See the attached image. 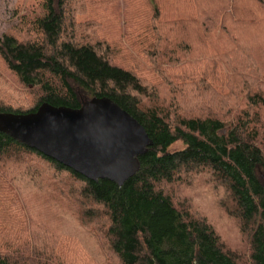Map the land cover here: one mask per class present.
Instances as JSON below:
<instances>
[{
	"label": "trees",
	"instance_id": "16d2710c",
	"mask_svg": "<svg viewBox=\"0 0 264 264\" xmlns=\"http://www.w3.org/2000/svg\"><path fill=\"white\" fill-rule=\"evenodd\" d=\"M89 1L38 0L36 6L15 9L16 27L0 33V62L16 85L10 83V93L0 95V113L36 112L44 103L77 109L95 97H109L144 126L153 145L139 157L138 172L120 186L92 181L0 131V206L7 220H1L0 234L13 232L10 240H0V264H62L59 250L72 238L97 251L88 264H264V88L251 86L236 96L233 85L231 96L203 74L180 83L168 71L157 83L161 67L136 68L128 49L135 38L144 44L163 40L169 23L197 26L206 43L210 37L234 38L228 22L247 21L238 16L237 0H189L193 13L174 12L169 18L157 10L153 18L160 27L140 23L142 14L131 34L121 30L119 47L101 35V24L79 21L82 12L74 4ZM257 2L264 6V0ZM257 22L255 16L247 21ZM154 49L142 50L150 64L158 58ZM228 74L252 76L241 70ZM201 81L221 94V103L209 104L204 94L181 102L179 89L199 90ZM162 84L178 89L168 103L159 96ZM230 96L244 103L241 108L229 106ZM178 144L181 148L173 149ZM196 179L210 185L216 197L215 206L210 189L198 196L209 213L179 202L183 188L196 195ZM42 196L51 200L45 210ZM26 204L35 209L34 219L67 208L74 219L72 237L49 236L46 228L40 239L30 237ZM218 215L231 221L221 231Z\"/></svg>",
	"mask_w": 264,
	"mask_h": 264
},
{
	"label": "rangeland",
	"instance_id": "374dc122",
	"mask_svg": "<svg viewBox=\"0 0 264 264\" xmlns=\"http://www.w3.org/2000/svg\"><path fill=\"white\" fill-rule=\"evenodd\" d=\"M239 4V17H246L247 21L250 20L253 16L258 19V22L255 24L244 23H235L228 22V25L235 28V37L228 39L227 37H215L212 39L210 37L209 43H206L203 39V34L200 32L199 28L195 25L179 23L178 25H166L164 26V39L161 41H146V44L139 39L135 38L140 36L139 33L134 35L135 39H132L133 44L128 46L132 55L135 58L134 66L144 67L146 71H153V67H159L155 72L157 79H154L155 82H159L163 76L164 71L172 72L177 82H184L188 78H195V76L202 75L206 76L210 82L224 85L227 87V91L232 93L238 90L237 95H243L245 92L253 86L256 90L264 88V82H261V79H264V6H261L257 0H237ZM38 0H0V33L6 31H11L16 27L17 19L14 17L15 9H23L24 5H37ZM77 9H80L82 12L79 16V21L84 24L87 22H93L100 27L101 24V35L103 34L106 38L114 43L116 47L120 45V38L122 39L124 29H129L128 33L125 31L124 34H131V24L137 22L141 19L142 14H145V19L142 20L143 25H150L152 22L159 26V22L154 20V13H157V10L167 13V18L175 13L182 12H194V7L190 5L189 0H90L89 3L84 4L83 6L76 2L74 4ZM82 6V7H81ZM83 8V10L81 9ZM255 10L256 15L252 14V11ZM180 13V14H181ZM163 17L164 19H167ZM237 17V15L235 16ZM93 26V25H92ZM160 27V26H159ZM140 43V45H138ZM155 48L152 51V55L157 53L158 58L155 59L150 64L148 60V53L142 51L143 48ZM122 47H120V50ZM229 49H234L231 52H228ZM212 54V60L206 59L207 55ZM137 58V60H136ZM152 65V66H151ZM0 69L2 70L3 78L0 79V95H5L10 93L13 89L10 83H14L15 80L9 74V72L4 68L2 62H0ZM246 71L250 76L238 77L230 76L229 71ZM163 71V72H162ZM226 72V73H225ZM151 77V75L149 76ZM187 77V78H186ZM237 80V81H236ZM148 85H150L148 83ZM232 85V86H231ZM233 85H236L237 88L233 92ZM200 88L197 90V86H182L179 89V99L185 105L189 97H193L195 94H204L205 101L211 105H216L221 103L222 98L221 94L212 89L209 83L201 81ZM159 96L168 103L175 94L174 91H177V88L171 89L164 84L160 85ZM177 93V92H176ZM177 95V94H176ZM234 98L229 106L235 107L237 109L241 108L244 104L239 101L237 97ZM227 100V98H226ZM225 100V101H226ZM226 105L227 101H226ZM226 109L225 111H227ZM261 117L264 119V111L261 112ZM181 144L173 147V149L181 148ZM196 185L199 187L196 195L193 191L188 188H183L180 191V203L188 204L194 207L195 211L209 213L210 209L204 208L199 204L198 196L200 192L202 196H207L211 186L204 183L203 180L196 179ZM205 189V191H203ZM37 191V190H36ZM212 192V190H211ZM210 193V192H209ZM213 197L215 200V206L217 203L216 197ZM32 200V199H31ZM41 201L45 204V210L49 207L51 200L48 196H42ZM199 204V205H198ZM27 213L29 215V220L25 224L27 227V232H29L30 237L35 236V238L40 239L43 237L44 228L47 229L48 235L55 238H64L66 241L69 237H72L70 231L71 227L74 225L73 217L71 213L67 211V208L61 211L60 214H53L56 212L57 207L50 210V213H47L48 216H40L37 219L33 218L35 209L32 206L26 204ZM210 207V206H209ZM4 208L0 206V223L3 224L2 212ZM47 212V211H46ZM214 211L213 213H215ZM36 213L40 214L36 209ZM54 215V216H53ZM59 215V216H58ZM57 219V221H56ZM61 219V221H60ZM216 220V219H215ZM213 220V221H215ZM220 226L219 231L225 229V227L231 224V221L227 218H220L217 216ZM216 220V221H217ZM11 221V220H10ZM53 222V224H52ZM73 223V224H72ZM60 224H66L64 227H60ZM77 226V224H75ZM70 229V230H68ZM69 232H68V231ZM13 232L5 231L0 234V240H10ZM25 237V235H24ZM21 237L20 241L24 238ZM55 239L53 240V242ZM68 248H62L60 251L61 256L63 257L62 264H88L91 257H98L97 251L91 244L83 243L81 244L75 242L72 238V241L69 243Z\"/></svg>",
	"mask_w": 264,
	"mask_h": 264
},
{
	"label": "water",
	"instance_id": "95a60500",
	"mask_svg": "<svg viewBox=\"0 0 264 264\" xmlns=\"http://www.w3.org/2000/svg\"><path fill=\"white\" fill-rule=\"evenodd\" d=\"M0 131L92 181L120 186L153 145L144 126L109 97L77 109L44 103L36 112L0 113Z\"/></svg>",
	"mask_w": 264,
	"mask_h": 264
}]
</instances>
